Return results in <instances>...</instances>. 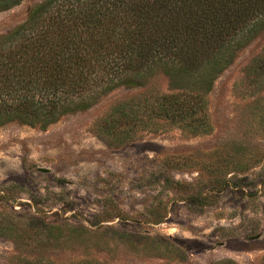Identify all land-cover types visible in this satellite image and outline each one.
<instances>
[{
	"label": "rangeland",
	"instance_id": "1",
	"mask_svg": "<svg viewBox=\"0 0 264 264\" xmlns=\"http://www.w3.org/2000/svg\"><path fill=\"white\" fill-rule=\"evenodd\" d=\"M42 1L0 12V35ZM263 48L261 33L214 81L208 134L108 133L111 107L167 93L163 76L44 130L1 127L0 264H264V81L248 71Z\"/></svg>",
	"mask_w": 264,
	"mask_h": 264
},
{
	"label": "trees",
	"instance_id": "2",
	"mask_svg": "<svg viewBox=\"0 0 264 264\" xmlns=\"http://www.w3.org/2000/svg\"><path fill=\"white\" fill-rule=\"evenodd\" d=\"M23 1L0 0V12ZM261 33L264 0H44L0 35V128L44 130L117 88L163 76L167 93L111 107L108 133L123 140L169 126L208 134L214 81ZM248 71L264 81V48Z\"/></svg>",
	"mask_w": 264,
	"mask_h": 264
}]
</instances>
